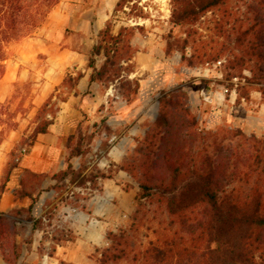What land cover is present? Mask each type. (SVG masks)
Instances as JSON below:
<instances>
[{
    "label": "rangeland",
    "instance_id": "374dc122",
    "mask_svg": "<svg viewBox=\"0 0 264 264\" xmlns=\"http://www.w3.org/2000/svg\"><path fill=\"white\" fill-rule=\"evenodd\" d=\"M253 3L223 0L179 23L174 18L173 0H118L116 15L138 28L145 45L154 44L153 60H144L149 69L137 79L117 83V90L105 98L111 107L83 114L73 137L67 138V154L57 161V169L32 176L27 172L20 175L23 155L19 149L25 148L27 153L35 131L52 120L54 108L48 104L54 90L41 76L43 54L22 60L13 47L39 36L47 27L46 2L25 0L29 25L27 31L6 44L0 79V188H12L13 200L20 204L0 216V247L5 259L16 264L22 243L31 244L30 235L24 236L32 231L34 216L42 222L35 229L62 232L63 241H73L65 236L67 221L72 216L78 221L75 226L83 235L77 249L82 252L77 258L80 264H102L105 253L111 254L112 235L119 229L133 242L134 252L106 264H136L133 253L171 233L174 226L156 205H147L140 220L133 224L131 220L139 194L138 174L147 171L141 167L147 153L145 135L158 116L164 96L170 95L179 103L183 121L195 116V125L187 129L183 142L185 149L194 147L200 160L214 156L219 147L243 150L247 146L244 137L264 138V83L254 79V61L234 68L229 63L239 52L235 30L248 25ZM221 21L226 22L223 28L227 31L218 30ZM134 34L130 29L127 38ZM248 39L246 36L245 42ZM221 46L226 48L221 53L205 54ZM128 68L111 67L107 77L102 73L101 81H115L114 77L121 70L130 71ZM65 83L69 85V80ZM119 100L127 102L128 109L117 111L113 104ZM116 117L118 122H114ZM76 149L79 154L71 156ZM6 177L8 181L3 184ZM39 242L42 246L43 238Z\"/></svg>",
    "mask_w": 264,
    "mask_h": 264
},
{
    "label": "trees",
    "instance_id": "16d2710c",
    "mask_svg": "<svg viewBox=\"0 0 264 264\" xmlns=\"http://www.w3.org/2000/svg\"><path fill=\"white\" fill-rule=\"evenodd\" d=\"M44 1L47 13L57 2ZM173 1L174 18L180 23L223 0ZM249 11L248 25L235 30L239 52L229 63L234 68L253 60L254 79L264 83V0H254ZM27 16L25 0H0V79L5 68L4 48L27 31L26 21L30 18ZM225 23H219V31H227L223 28ZM108 30L109 25L103 31V39L109 38ZM246 36L249 39L245 42ZM225 49L221 46L216 52L205 54L215 56ZM103 50L106 58L91 80L101 79L103 72L107 77L110 68L116 67L110 47L105 44ZM67 80L72 86L73 79ZM178 104L170 95L164 96L158 116L145 135L147 153L141 167L145 166L147 171L138 174L139 194L131 215L133 224L143 217L147 205H156L166 212L174 228L133 253L132 261L136 264H264V138L244 137L247 146L243 150L219 147L214 156L200 160L194 147L185 149L183 142L187 129L195 125V116L183 121ZM51 122L47 121L35 132L47 131ZM79 152L76 149L70 155ZM6 181L8 177L3 184ZM2 192L3 187L0 195ZM31 219L32 230L42 224L39 218ZM112 236L111 254L105 253L102 264L110 259L127 258L134 252V244L125 230L119 229Z\"/></svg>",
    "mask_w": 264,
    "mask_h": 264
},
{
    "label": "crops",
    "instance_id": "0c3cea01",
    "mask_svg": "<svg viewBox=\"0 0 264 264\" xmlns=\"http://www.w3.org/2000/svg\"><path fill=\"white\" fill-rule=\"evenodd\" d=\"M117 3L118 0H57L47 13V27L43 32L13 46L22 60L43 54L45 68L41 76L54 90L52 102L48 104L54 108L52 122L47 131L36 134L29 150L22 156L20 175L27 172L32 176H40L57 169V161L67 154V138L75 133L83 114H92L99 107H111L112 104L106 99L117 90L116 84L129 78L137 79L138 74L149 69L144 60H153L154 44L149 42L145 45L138 28L129 26L116 15ZM107 25L109 38L103 39V31ZM130 29H134L135 34L128 39ZM105 44L110 47L109 52L116 59L115 66L121 69L123 65L129 66L130 70H121L115 81L107 84H103L99 78L91 80V76L106 58L103 50ZM94 48L99 50L95 51ZM69 77L73 79L72 86L65 83ZM118 94L116 92V99L119 98ZM113 107L122 111L129 106L127 102L119 100ZM118 121L116 117L114 122ZM13 197L12 188L7 187L1 193L0 216H5L14 207L20 206L19 201L13 200ZM77 223L72 216L67 221L69 230H64L65 236L73 241H63L62 232L53 233L46 229L28 231L24 237L30 235L32 242L30 245L22 243L16 264H61L63 261L80 264L77 258L82 252L77 249L83 235L76 228ZM0 264H11L2 255L1 247Z\"/></svg>",
    "mask_w": 264,
    "mask_h": 264
},
{
    "label": "built area",
    "instance_id": "2783aa9c",
    "mask_svg": "<svg viewBox=\"0 0 264 264\" xmlns=\"http://www.w3.org/2000/svg\"><path fill=\"white\" fill-rule=\"evenodd\" d=\"M204 98L207 100L209 97L206 96L205 94H203ZM26 153V149L25 148H20L19 149V155H24Z\"/></svg>",
    "mask_w": 264,
    "mask_h": 264
},
{
    "label": "bare ground",
    "instance_id": "6f19581e",
    "mask_svg": "<svg viewBox=\"0 0 264 264\" xmlns=\"http://www.w3.org/2000/svg\"><path fill=\"white\" fill-rule=\"evenodd\" d=\"M162 1H164V0H162Z\"/></svg>",
    "mask_w": 264,
    "mask_h": 264
}]
</instances>
